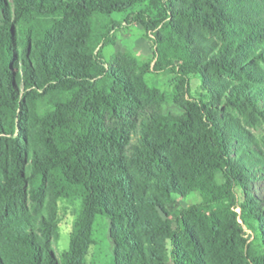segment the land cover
<instances>
[{
    "label": "trees",
    "instance_id": "obj_1",
    "mask_svg": "<svg viewBox=\"0 0 264 264\" xmlns=\"http://www.w3.org/2000/svg\"><path fill=\"white\" fill-rule=\"evenodd\" d=\"M147 1L0 0V264H85L97 216L113 264H264V157L232 117L264 127V0H160L161 20L124 21L153 60L105 61L112 15ZM165 72L186 96L179 116L144 81ZM191 194L201 202L180 207ZM71 198L59 261L58 202Z\"/></svg>",
    "mask_w": 264,
    "mask_h": 264
},
{
    "label": "rangeland",
    "instance_id": "obj_2",
    "mask_svg": "<svg viewBox=\"0 0 264 264\" xmlns=\"http://www.w3.org/2000/svg\"><path fill=\"white\" fill-rule=\"evenodd\" d=\"M143 12L152 20H161L165 11L160 0H149L145 3L137 4L126 12L113 14L112 19L122 23V27L117 29L114 33L115 45H109L103 48L102 56L105 61L109 62L117 54L129 53L135 56L139 61L146 63L153 60V43L145 33L143 27L133 22L130 25L124 23L125 19H130L131 15ZM1 24V22H0ZM190 96L197 98L203 93L201 83L198 76H190ZM144 81L150 88H155L163 93L166 97V102L162 106L161 111L164 115L182 114L181 109L177 106V99L186 98V96L177 90L178 82L175 74L150 73L144 77ZM232 117L238 119V123L251 135L253 139L252 147L264 157V127L258 120H245L238 115L232 113ZM254 192L257 195H264V179L256 182ZM242 199L241 196L239 197ZM178 204L182 208H187L197 205L201 202L198 194H191L186 198H178ZM80 199L71 198L60 200L58 202V237L52 241L51 248L60 261L63 252L69 248V234L71 232L72 223L79 210ZM239 213V211H237ZM110 222L107 218L97 216L93 225V239L94 245L90 248L85 264H113V243L109 235ZM245 238L248 244L253 243V248L257 250L254 245L253 234L244 227Z\"/></svg>",
    "mask_w": 264,
    "mask_h": 264
}]
</instances>
